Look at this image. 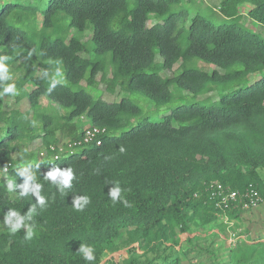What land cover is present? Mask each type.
I'll use <instances>...</instances> for the list:
<instances>
[{
    "label": "trees",
    "instance_id": "trees-1",
    "mask_svg": "<svg viewBox=\"0 0 264 264\" xmlns=\"http://www.w3.org/2000/svg\"><path fill=\"white\" fill-rule=\"evenodd\" d=\"M201 3L0 0V56L10 57L11 77L4 83L17 92L0 95V264H89L81 243L94 248L91 264H181L179 235L191 245L200 238L191 228L206 226L218 230L213 237L235 239L227 264H264V237L247 239L242 230L253 209L227 211L224 223L206 198L209 183L235 192L251 185L264 208V37L242 20L264 27V0H220L207 12ZM99 84L108 94L118 89L117 97L104 100ZM7 98L28 109L5 110ZM86 126L105 130L101 144L59 154ZM36 139L41 148L28 150ZM25 166L42 185L43 209L31 192L20 195ZM68 167L75 178L61 193L45 175ZM112 181L131 207L121 198L113 204ZM82 196L90 202L79 211L73 201ZM33 205L24 223L35 235L26 241L23 226L13 234L4 221L10 209L23 216Z\"/></svg>",
    "mask_w": 264,
    "mask_h": 264
},
{
    "label": "rangeland",
    "instance_id": "rangeland-1",
    "mask_svg": "<svg viewBox=\"0 0 264 264\" xmlns=\"http://www.w3.org/2000/svg\"><path fill=\"white\" fill-rule=\"evenodd\" d=\"M197 2H202V8L208 6V7H213L217 8L219 6L220 0H196ZM249 6L245 5L241 8V12L246 14L247 11L249 10ZM204 11L207 12V9H204ZM243 22L245 23L248 28H250L253 31H256L255 33H258V31L262 30L261 36L264 37V27L255 23V22H249L246 17H244ZM259 34V33H258ZM90 37V34L88 32L85 33V35L81 36V39L87 40ZM201 69L204 70H212L213 67H208L205 64L199 63L198 64ZM168 76H172L170 72L167 73ZM100 75H97L96 79L97 81L99 80ZM82 85H85V82H82ZM98 89L102 92V97L104 100L108 102H112L115 97H117L116 93H118V89L115 90L114 94H108L105 90V85L99 84ZM89 91V90H87ZM94 96H97L96 92L92 93ZM211 97L216 98V93L213 92L210 94ZM124 97L126 94H120L119 97ZM206 98V96L200 97L199 99ZM144 101L143 99H141ZM5 103L4 109H10V108H18L21 109V111H26L28 109V104L24 101L18 103L17 105L14 103L12 98H7ZM40 105L43 107H46L47 105L53 107V109L58 110V108L55 105L50 104L46 99H41ZM88 127V126H86ZM28 150L30 151H36L41 148V141L40 139H36L31 143H28L26 146ZM16 157V155H15ZM39 158V157H38ZM41 159V158H40ZM3 174V173H2ZM0 174V179H2L3 182L6 181V177L4 175ZM260 175L262 177V180L264 182V169L260 171ZM11 198L14 199L15 195L11 194ZM250 211V210H249ZM246 215L243 216L242 218V225L244 230L247 234L244 235L246 236L247 239H254V238H260L264 237V208H256L251 210L250 212H246ZM194 231V233H191V236H199V240L193 241L191 245L185 244V238L188 235H179L181 238V245L182 248L185 251V255L182 258L181 264H227V253L229 251L230 245L235 242V239L233 237H228L226 238L222 233H219L218 237H213L212 233H217L218 230L215 228H211L210 226L202 227L199 230L195 231V228H191V231ZM125 235L118 240H116V243H120L122 240H124ZM125 250L121 251V253H113L110 254L103 262L105 263L108 260H114L118 261L120 259L121 254Z\"/></svg>",
    "mask_w": 264,
    "mask_h": 264
},
{
    "label": "clouds",
    "instance_id": "clouds-1",
    "mask_svg": "<svg viewBox=\"0 0 264 264\" xmlns=\"http://www.w3.org/2000/svg\"><path fill=\"white\" fill-rule=\"evenodd\" d=\"M10 57L8 56H0V86H2V92H0V95L3 94H12L16 95V87L15 84L12 83H4L6 81H9L11 79L9 75V68L8 64L6 63ZM56 77H59L60 72L59 69L56 71ZM44 76L46 78L49 77V72H44ZM52 83H56L55 77H51ZM125 151L124 147H120V152L123 153ZM4 171L7 170V165L4 166ZM18 175L23 178V183L19 187L22 189L20 192L21 196H26L29 192H31L36 197L37 203L41 206V209L46 207V198L41 195V188L42 185L40 183L36 182V176L33 172H31L27 166L23 167L21 170H19ZM74 173L71 167H68L64 170H60L59 168H56L54 170H50L46 173L45 179L52 181L53 183L57 182L58 180V188L61 193H64L66 189H70L72 187V181L74 179ZM112 183L115 185L112 187L109 191V197L113 204L117 201V198H121L122 203L125 207H131L132 205L122 197L121 188L119 187L118 181H112ZM6 186L8 190L13 191L14 190V181L12 179H8L6 182ZM90 202V198L88 196H82L79 198L74 199L73 205L76 210L82 211L85 208V205H87ZM36 214V207L33 205L29 208L26 215H20V213L14 209H10L5 217V225L9 228L10 232L15 234L17 230H19L22 226L26 229V233L24 236V239L26 241H31L35 235V226L27 225L25 224V220H31L32 217ZM79 253L82 254V257L85 261H88L89 264H91L92 261L95 260L94 255V248L81 243L79 250Z\"/></svg>",
    "mask_w": 264,
    "mask_h": 264
},
{
    "label": "built area",
    "instance_id": "built-area-1",
    "mask_svg": "<svg viewBox=\"0 0 264 264\" xmlns=\"http://www.w3.org/2000/svg\"><path fill=\"white\" fill-rule=\"evenodd\" d=\"M83 136L81 140L66 141L57 147L58 153L72 154L74 148L95 143L99 146L101 144L100 136L104 134L105 130L97 127H86L83 129ZM54 148H51L53 150ZM43 156V153L40 154ZM58 159V156H54ZM207 200L211 202L215 209L223 214L224 223H229L226 217V212L230 210L248 211L258 207L263 203L262 197L251 185L245 188L244 191L239 192L230 189L220 183H209L206 186Z\"/></svg>",
    "mask_w": 264,
    "mask_h": 264
}]
</instances>
